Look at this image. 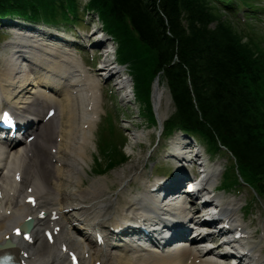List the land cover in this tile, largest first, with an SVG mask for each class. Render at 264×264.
<instances>
[{
  "label": "bare ground",
  "instance_id": "obj_1",
  "mask_svg": "<svg viewBox=\"0 0 264 264\" xmlns=\"http://www.w3.org/2000/svg\"><path fill=\"white\" fill-rule=\"evenodd\" d=\"M5 46L12 47V51L4 60L0 72V101L17 112L24 110L30 113L31 116L37 117L38 115L43 125L41 124V127L37 126L33 131V133L37 132V136L30 144L24 143L19 147L15 146L7 153H5V148L1 147L3 145L0 144V161L4 162L8 170L21 167L29 157V152H33V157L29 158L30 162L26 165L24 178L20 183L14 182L13 176L11 177L10 174L0 172V188L4 193L3 201L0 203V243L4 240L6 234L11 233L15 224H19L25 216L37 210L32 206L30 209L21 200L24 191L22 187L27 182L29 183L28 186L33 187L36 192L40 209H55L61 198L66 197L63 193L68 194L73 200L72 212L78 215L77 220L79 222L87 226L102 227L105 223H109L111 227L116 229L119 226H125L127 220L135 219L139 221L144 215L145 218L159 220V224L169 222V216L174 218L182 216V221L189 218L191 211L187 212L180 204L182 194L178 197L169 198L175 199L170 206L161 203L158 194H151L147 189L136 194L122 193V199L118 200L113 198L110 193L104 192V188L108 187L107 183L102 178L97 177L92 180L90 188H85L83 191L63 192L65 181H82L81 173H86L84 166L86 165L87 148L91 142L94 124L93 119L89 116L90 113L88 110L84 112L81 104L84 96L87 104L92 105L91 111L93 113L97 112L96 83L91 77H89V80L84 79L82 73L78 72V62L68 50L60 48L51 51V48L45 44L32 42L25 37L8 41ZM55 51H57V54H55ZM31 52L34 53L33 58L30 56ZM25 54L27 57H23ZM43 66L51 68L55 72L66 68L75 77L74 86L69 88L68 85H63L61 87L64 104L57 105L58 115H55L46 123L42 120L46 113L44 110L50 104L55 105L57 100L51 95L54 94L51 91H48L51 94H47V90L50 89L48 85L51 84L49 80L51 78L55 79V77H48V75L41 72ZM40 89H43L42 91L45 94L40 93ZM153 99L158 112V120L163 123L165 112L162 110V106L164 103L168 104L170 102V96L166 87L161 85L160 81L159 84L155 85ZM41 104H43V108L39 107ZM66 108L68 109L67 115H65ZM56 118L57 124H59L53 126L52 130L46 131L44 128L50 123L54 124L53 120ZM79 120H81L80 124H78ZM86 122L91 125L89 129L83 130L81 126ZM79 133H81V136ZM140 135L141 132H136L135 136ZM59 137L62 138L61 141L58 140ZM40 141L42 142L39 143ZM182 143H188L187 137L179 136L176 140L175 149L177 153H186V148L181 145ZM54 148L57 151L52 153ZM14 154V158H10ZM53 157L58 162L54 163ZM208 178L209 181H212L213 174L210 173ZM219 204L221 205V212L225 216H231L235 221L234 223L239 225L236 220L237 204L233 201ZM163 209L173 211L165 220L161 219V216L167 214L162 212ZM9 210L10 213H7ZM67 220L68 218L65 216L60 220L63 227L59 238L53 243L42 239L39 228L36 224L34 225L37 228L35 232L36 241L33 243L24 242L25 248L28 251L31 250V261L37 264H69L65 252L62 250V247L66 244L70 248L79 251L81 263L85 262L86 264H89V262L95 264L97 261H101V264H223V256L218 255L215 258L214 251H202L201 248L197 247H180L170 251V246H168L166 250L162 251L155 247L150 250L143 248V243L133 244L134 240H127L123 247L118 248L117 251H110L109 247L104 245L94 247L78 235ZM229 220L233 221L230 218ZM247 245H251L254 260L263 264L260 255L258 257V251H253L255 246L252 243H247ZM93 249L95 251L91 253Z\"/></svg>",
  "mask_w": 264,
  "mask_h": 264
},
{
  "label": "trees",
  "instance_id": "obj_2",
  "mask_svg": "<svg viewBox=\"0 0 264 264\" xmlns=\"http://www.w3.org/2000/svg\"><path fill=\"white\" fill-rule=\"evenodd\" d=\"M76 0H0V13L53 19ZM120 43L130 20L164 68L179 126L236 155L264 194V49L245 43L211 0H91ZM167 23V24H166Z\"/></svg>",
  "mask_w": 264,
  "mask_h": 264
},
{
  "label": "rangeland",
  "instance_id": "obj_3",
  "mask_svg": "<svg viewBox=\"0 0 264 264\" xmlns=\"http://www.w3.org/2000/svg\"><path fill=\"white\" fill-rule=\"evenodd\" d=\"M253 3L256 5H260L258 9L255 10V12H252V16L254 18L251 20L247 15L246 21H244L243 13L246 11V7L241 5V9L234 14L231 13V11H228L227 9L220 6L222 9V12L226 15L227 13L231 14V19L233 21V24L235 23V26L237 30L240 29L245 30V35H251L248 28H246V25L249 23L250 26L254 28V35L258 37H263L262 43H264V0H252ZM82 4H85V0H83ZM81 9H83V5L81 6ZM260 10V11H259ZM82 15L83 13L80 12ZM94 14V13H93ZM90 19L94 18L96 16L90 15ZM89 19V20H90ZM100 23H96V26H99ZM7 37L6 35H0V40H5ZM245 38V37H244ZM261 40V39H260ZM6 48V49H4ZM0 48V67L3 65V59L7 57L10 52V47H4ZM137 57H142V49L138 46L133 49ZM145 60V58H142ZM126 60L129 61V71L133 77V80L136 84V90L139 96V104L138 101L134 104H126L124 101H121L118 98L119 92L115 93V103H113V106L118 107L120 112V118L119 122L116 124L117 127L124 133L122 137V143L121 150H124L129 155V160L122 164L119 167H116L115 169L108 171L105 174L98 175L93 169L95 167L94 165V159L93 157H98L102 155L98 151V147L96 144V138L98 136V129L97 124L93 129V136L91 139V142L88 145L87 148V157H86V165L85 169L87 173H82L81 178L83 181H72L70 182L66 187V191H73V190H83L85 188H90V184L93 180V178L97 177H103L104 180L109 185V189L115 192L113 194V197H117V193H119V187L122 184H125V180H131L133 176H143L145 178H155L156 174H162L168 171H173L169 167V163L164 162L162 158H158L156 154V141L158 138V131L155 127H150L146 124L145 121H143V117H141L140 114V103L143 106V115L148 118L149 113L146 111L145 105L147 104V92L150 90V87H152L153 79H154V68L155 66L153 64H150L149 60L145 61L141 66H138L136 62L134 61L133 56L128 55L126 57ZM142 60V61H143ZM162 84H165L164 82H161ZM167 88V86L165 85ZM169 93V92H168ZM170 95V93H169ZM122 97V96H121ZM171 98V96H170ZM120 105H119V104ZM118 104V105H117ZM163 111L165 112L166 116L169 117L173 111V102H169L168 104L164 103L162 106ZM124 112V113H123ZM140 114V115H139ZM114 115L110 114V119H113ZM122 126V127H121ZM124 126H128L129 129H124ZM124 130V131H123ZM136 132H141L140 136H135ZM138 142H133L132 139ZM125 140V144L124 141ZM115 141H111L106 144V147H109L111 144L113 145ZM164 154V150L161 151V155ZM159 160V161H158ZM104 163V160H102ZM219 161L225 164L227 162V156L222 155L219 158ZM154 167V174L151 172V168ZM124 178V180H123ZM133 185L131 187L132 191H136V189H141L140 183L133 180L131 182ZM130 187V185H129ZM105 188L106 192H110V190ZM230 193L226 195V198H231ZM239 196H241V202L245 203V201L248 199H255L253 198L252 192L249 189H242L241 193H239ZM118 199H121V196L118 197ZM260 200H255L252 204H248V212L251 214L249 217L246 218V224L251 225V228H257L261 229V236H257L255 240H257L260 243V246H264V198H258ZM71 215V214H70ZM264 252V249H263Z\"/></svg>",
  "mask_w": 264,
  "mask_h": 264
}]
</instances>
